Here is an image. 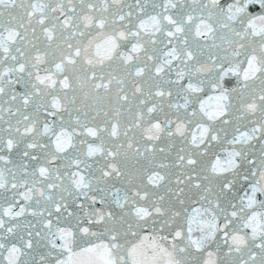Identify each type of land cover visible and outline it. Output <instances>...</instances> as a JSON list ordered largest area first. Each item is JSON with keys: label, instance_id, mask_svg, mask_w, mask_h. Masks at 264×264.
<instances>
[{"label": "snow or ice", "instance_id": "1", "mask_svg": "<svg viewBox=\"0 0 264 264\" xmlns=\"http://www.w3.org/2000/svg\"><path fill=\"white\" fill-rule=\"evenodd\" d=\"M0 264H264V0H0Z\"/></svg>", "mask_w": 264, "mask_h": 264}]
</instances>
